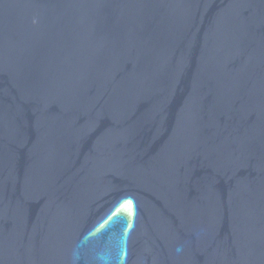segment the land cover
Instances as JSON below:
<instances>
[{
    "label": "water",
    "instance_id": "95a60500",
    "mask_svg": "<svg viewBox=\"0 0 264 264\" xmlns=\"http://www.w3.org/2000/svg\"><path fill=\"white\" fill-rule=\"evenodd\" d=\"M0 264H264V0H0Z\"/></svg>",
    "mask_w": 264,
    "mask_h": 264
}]
</instances>
